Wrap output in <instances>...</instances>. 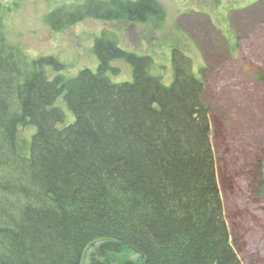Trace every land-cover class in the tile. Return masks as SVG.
I'll use <instances>...</instances> for the list:
<instances>
[{
    "label": "trees",
    "instance_id": "16d2710c",
    "mask_svg": "<svg viewBox=\"0 0 264 264\" xmlns=\"http://www.w3.org/2000/svg\"><path fill=\"white\" fill-rule=\"evenodd\" d=\"M14 5L0 0V264H115L126 250L137 258L122 264H244L218 183L205 81L190 57L172 47L159 65L103 32L97 69L66 76L58 58H31L8 39ZM67 9L49 22L164 18L155 0ZM113 61L131 80L111 78L120 74ZM19 136L30 141L25 157ZM251 168L264 197V152Z\"/></svg>",
    "mask_w": 264,
    "mask_h": 264
},
{
    "label": "rangeland",
    "instance_id": "374dc122",
    "mask_svg": "<svg viewBox=\"0 0 264 264\" xmlns=\"http://www.w3.org/2000/svg\"><path fill=\"white\" fill-rule=\"evenodd\" d=\"M2 1L17 4L5 15L8 39L31 58H58L66 76L97 69L92 48L103 32L117 36L122 48L153 55L159 65L167 67L172 47L190 57L206 85L202 98L210 107L218 183L233 245L244 264H264V197L253 191L251 171L264 152V0H155L164 11L158 26L121 16L111 22L89 17L62 27L53 26L48 13L60 5L71 10L85 0ZM113 65L120 68L119 75H111L114 81L131 80L129 66ZM124 258L137 255L122 251L115 264Z\"/></svg>",
    "mask_w": 264,
    "mask_h": 264
},
{
    "label": "water",
    "instance_id": "95a60500",
    "mask_svg": "<svg viewBox=\"0 0 264 264\" xmlns=\"http://www.w3.org/2000/svg\"><path fill=\"white\" fill-rule=\"evenodd\" d=\"M16 148H17V153L25 157L29 154L30 151V141L26 137L19 136L16 141Z\"/></svg>",
    "mask_w": 264,
    "mask_h": 264
}]
</instances>
